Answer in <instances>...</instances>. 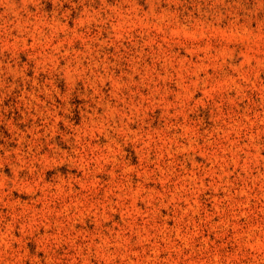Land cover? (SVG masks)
<instances>
[{
    "label": "rangeland",
    "instance_id": "1",
    "mask_svg": "<svg viewBox=\"0 0 264 264\" xmlns=\"http://www.w3.org/2000/svg\"><path fill=\"white\" fill-rule=\"evenodd\" d=\"M0 264H264V0H0Z\"/></svg>",
    "mask_w": 264,
    "mask_h": 264
}]
</instances>
